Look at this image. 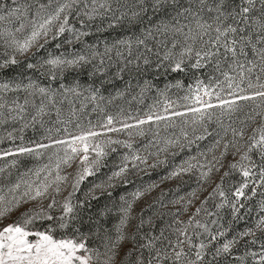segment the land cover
<instances>
[{
    "label": "snow or ice",
    "instance_id": "obj_1",
    "mask_svg": "<svg viewBox=\"0 0 264 264\" xmlns=\"http://www.w3.org/2000/svg\"><path fill=\"white\" fill-rule=\"evenodd\" d=\"M5 142L0 264H264V0H0Z\"/></svg>",
    "mask_w": 264,
    "mask_h": 264
},
{
    "label": "rangeland",
    "instance_id": "obj_2",
    "mask_svg": "<svg viewBox=\"0 0 264 264\" xmlns=\"http://www.w3.org/2000/svg\"><path fill=\"white\" fill-rule=\"evenodd\" d=\"M169 79H172L171 77H169ZM187 82V81H186ZM158 83L160 84L161 87H163V83L164 80L163 78H161ZM176 90L173 89V92H175ZM152 100L151 98L147 99L145 101V105L151 103ZM117 104L122 103L121 101H117ZM145 105H137L135 103L132 104V108H143ZM125 107H127V105H125ZM109 111H115L114 107H110ZM93 118H95V116H93ZM43 130H40V132H33L32 130H28L25 133V138L26 139H31V138H38L39 135L41 134ZM112 135H116V134H112ZM121 138H126L124 136H121ZM0 147H8V143L5 142L4 145H0ZM118 151L123 152L124 149H118ZM117 159L116 154H113L111 157H109V167H111V164L114 160ZM179 159V158H177ZM22 163H21V170H23L25 167H32L35 164H37L38 162L35 160H29V159H25V158H21ZM0 163H3L2 161H0ZM109 168H105L103 170V172H108ZM167 170L164 168L158 169L156 171H153L151 173L150 176H143V180L146 182H152V181H159V179L161 178L162 175L165 174ZM184 181H187V183H185ZM184 181H181L180 179H176V180H171V181H165L162 185L160 189H156L154 192H152L150 195L146 196L144 198V200L138 202L137 205V210L139 211L140 208H145L146 210V214H150L151 210L147 209V204H149L150 202H152L157 196H159L161 189L168 192V196L165 198L166 201L171 200L175 197H178L180 195H185L187 192H189L190 190H192L193 188L196 187V183H195V177L194 176H188V177H184ZM141 184V180L140 179H136L135 181V186L139 187ZM87 183L84 185V187H87ZM177 188H179V191H177ZM132 190V187L130 186L129 191ZM118 191H123V189H118ZM210 191V189H209ZM206 195V193H205ZM169 208H171V205H169ZM161 211H167V209H161Z\"/></svg>",
    "mask_w": 264,
    "mask_h": 264
}]
</instances>
